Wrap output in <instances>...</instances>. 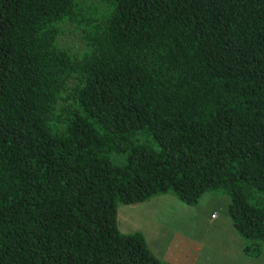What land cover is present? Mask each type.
I'll use <instances>...</instances> for the list:
<instances>
[{"label":"trees","instance_id":"1","mask_svg":"<svg viewBox=\"0 0 264 264\" xmlns=\"http://www.w3.org/2000/svg\"><path fill=\"white\" fill-rule=\"evenodd\" d=\"M226 195L264 247V0H0V264H167L118 206Z\"/></svg>","mask_w":264,"mask_h":264},{"label":"rangeland","instance_id":"2","mask_svg":"<svg viewBox=\"0 0 264 264\" xmlns=\"http://www.w3.org/2000/svg\"><path fill=\"white\" fill-rule=\"evenodd\" d=\"M220 196L223 197L205 193L193 206L184 204L171 193L157 195L133 206L120 204L118 228L123 234L141 232L154 255L167 264H172L167 260L174 264L172 259L178 246L184 242L194 245L192 240L199 241L198 264H220L225 259V256H219L225 241L223 237L230 232L225 229V225L230 223L227 214L229 198ZM167 244L173 247L169 252ZM193 255L194 252L189 257ZM251 263L264 264V258L253 259Z\"/></svg>","mask_w":264,"mask_h":264},{"label":"crops","instance_id":"3","mask_svg":"<svg viewBox=\"0 0 264 264\" xmlns=\"http://www.w3.org/2000/svg\"><path fill=\"white\" fill-rule=\"evenodd\" d=\"M211 195H214L215 197H223V196L216 195V194H211ZM211 212H213V211H211ZM210 217H211V214H210ZM225 229L230 230V232L228 235L223 237V238H225V241L221 245L222 250L221 251L219 250V256H225V259L223 258L224 261L220 262V264H222L223 262H225L224 264H252L251 262L253 259L255 261H258L262 257L264 258V247L262 248L261 253L257 257L248 256L245 254V252L243 251L244 240L237 233V231L234 228L231 220H230L229 224L225 225ZM145 240H146V238H145ZM179 241H178V243H179ZM146 242H147V240H146ZM192 243L194 245L190 244L189 242L188 243L184 242V245L182 244L174 250L176 253L174 259H172V260H174V264H198L196 262L197 261L196 260V254L200 250L199 249V241H193L192 240ZM147 246H148L149 250L153 253V251L150 248V246L148 245V243H147ZM167 247H168L167 248L168 252H169V249L173 248V247L169 246V244H167ZM192 252H194V255L189 257V255ZM153 255H154V253H153ZM167 261L173 264V261L172 262L169 260H167ZM216 263H217V261H216Z\"/></svg>","mask_w":264,"mask_h":264}]
</instances>
